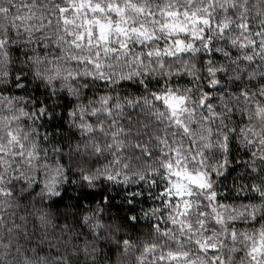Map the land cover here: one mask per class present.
<instances>
[{
	"label": "clouds",
	"instance_id": "9594fccd",
	"mask_svg": "<svg viewBox=\"0 0 264 264\" xmlns=\"http://www.w3.org/2000/svg\"><path fill=\"white\" fill-rule=\"evenodd\" d=\"M0 264H264V0H0Z\"/></svg>",
	"mask_w": 264,
	"mask_h": 264
}]
</instances>
